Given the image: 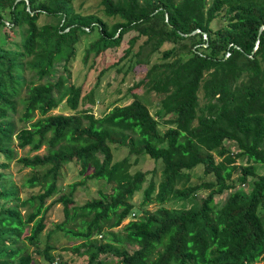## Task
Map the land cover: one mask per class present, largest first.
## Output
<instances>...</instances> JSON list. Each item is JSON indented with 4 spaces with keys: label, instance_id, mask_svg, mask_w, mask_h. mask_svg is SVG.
Returning a JSON list of instances; mask_svg holds the SVG:
<instances>
[{
    "label": "trees",
    "instance_id": "trees-1",
    "mask_svg": "<svg viewBox=\"0 0 264 264\" xmlns=\"http://www.w3.org/2000/svg\"><path fill=\"white\" fill-rule=\"evenodd\" d=\"M72 3L0 0V155L5 159L0 162V264L33 262L21 240L37 248L45 216L57 203L64 206L65 218L51 233L78 240L69 250L87 264L114 259L113 264H264V0H213L210 5L207 0H99L112 23L79 14ZM155 14L164 18L174 46L191 42L188 55L153 63L134 87L162 96L156 117L137 96L98 118L50 114L64 100L72 111L85 101L82 88L69 77L55 78L60 65L66 69L74 59L82 36L96 30L84 55L85 60L98 57L119 47L127 33ZM215 21L223 24L214 29ZM9 43L13 48L6 47ZM27 75L44 82L35 84ZM159 121L167 126L162 133ZM111 145L127 149V156L113 162ZM15 146L30 152L46 148L42 156L16 160L30 170L20 188L7 172ZM133 156L161 163L157 185L150 180L142 190L146 174L131 172L137 164ZM75 160L81 176L92 167L87 178L112 185V193L73 206L80 184L73 183L68 195L47 205L58 192L63 167ZM239 160L249 165H237ZM198 166L212 180L193 186L189 172ZM249 181L248 193L239 190ZM24 188L29 196L21 199ZM140 191L142 206L157 209H143L119 237L111 230L130 216V201ZM201 191L207 195L197 200ZM224 193L220 205L217 199ZM174 201L182 203L180 209L165 207ZM32 207L35 213L28 210ZM69 222L76 224L68 228ZM49 250L46 246L41 253L45 264H60ZM102 256L112 258L101 262Z\"/></svg>",
    "mask_w": 264,
    "mask_h": 264
},
{
    "label": "rangeland",
    "instance_id": "rangeland-1",
    "mask_svg": "<svg viewBox=\"0 0 264 264\" xmlns=\"http://www.w3.org/2000/svg\"><path fill=\"white\" fill-rule=\"evenodd\" d=\"M213 0H207L208 5ZM74 10L82 15H95L112 23L113 21L107 18L103 13V7L100 5L99 0H73ZM223 23L215 21L212 24L214 29L221 26ZM143 31L144 34L140 35L138 31H132L127 33L121 42V45L117 48L105 51L98 57L89 56L85 60L84 52L88 48L89 44L96 40V30L88 35L82 36L80 42L76 46L75 57L68 64L67 68L64 69L63 65L56 70L55 78L62 76V78L70 79V83H73L82 88V97L86 96L89 100L84 97L85 101L81 102L76 111L70 110L65 106V100L56 109L51 111V115L63 114V115H75V114H92L98 118L103 116L113 106H121L130 103L134 96H137L147 107L150 113L156 117V112L159 106V101L162 98L155 92L147 91L144 87L135 88L140 80L144 78L146 72L153 63L160 62L164 58L172 61L176 57L184 58L188 55V51L191 49V42L184 45L183 43H175L173 45L172 38L170 36L169 29L165 26L164 18L161 15H154L148 22L141 25L137 29ZM3 41V37H0ZM147 40L148 44L140 47ZM183 44V45H182ZM6 47L13 48L10 43ZM141 50V54L138 57H134L133 54L138 50ZM130 50V54L124 59L121 58ZM28 80L32 79L35 84L43 83L44 80L39 81L36 77L27 75ZM199 103H203L202 93L199 92ZM37 118V117H36ZM18 127H22L21 123H18ZM167 129L161 121H159L158 130L160 133ZM226 147L231 151H236V148L229 142H225ZM113 153V162H118L127 156V149L117 147V145H111ZM46 153V148L42 147L38 152H30L29 148L19 149L15 146V159L8 163L7 172L11 176V180L14 184L20 188L26 178L30 174L29 169L22 168L16 163L18 158L24 156L32 157L35 154L41 156ZM137 160V164L132 167L131 172L141 171L146 174V181L142 185V190L145 189L150 180H153L157 185L161 180L162 165L160 162H154L146 156L131 157V162ZM5 159L0 155V162H4ZM237 165L247 166L249 163L246 160L237 161ZM79 161L75 160L71 164H65L62 172V180L59 185L58 192L51 198L46 200V204H50L52 201L57 200L62 195H68L70 188L69 185L73 183H80L74 190L73 193V206H82L86 202L93 199H98L100 193L111 194L112 185L107 184L102 180L89 179L87 178L93 171L92 167L84 171V175L81 176ZM190 185H199L205 180H212V177H204L201 166H198L190 172ZM239 184V183H236ZM248 185L243 187L238 186L239 190L244 193L250 191V181ZM36 192V190H34ZM228 193H224L217 199L220 205L224 202ZM207 195L205 191H201L196 195V199L204 198ZM29 196V191L24 189L19 190V197L24 199ZM143 194L142 191L135 193L130 203L133 206L130 216L125 219L120 227L114 228L111 232L116 233L121 237L122 227L131 219H137L143 216L142 210L154 211L157 209L155 204L143 205ZM182 203L170 202L165 205L168 209H180ZM72 204L69 205V208ZM64 206L60 203L54 204L50 207L49 211L45 216V229L39 237V245L37 248L30 245L26 239L21 240V246L25 247L28 253L31 255L33 262L31 264H44L45 259L41 255L42 250L48 246L49 253L55 257L56 261L60 264H87L85 257H78L72 253L69 249L79 243L78 240L71 238L61 232L51 233L55 224L64 221ZM32 213H35L36 207L28 208ZM25 209L22 210V214H25ZM75 222H78L76 220ZM31 223L30 225H32ZM76 223L69 222L67 227H74ZM26 227L25 235H28L31 226ZM107 232V229L104 230ZM125 249V245H121ZM120 247V246H119ZM132 246H126L127 251H131ZM112 257L102 256L99 260L110 262ZM114 261H111L113 263ZM254 264H263L262 261Z\"/></svg>",
    "mask_w": 264,
    "mask_h": 264
},
{
    "label": "water",
    "instance_id": "water-1",
    "mask_svg": "<svg viewBox=\"0 0 264 264\" xmlns=\"http://www.w3.org/2000/svg\"><path fill=\"white\" fill-rule=\"evenodd\" d=\"M17 1H20V0H17ZM29 8V7H28ZM29 10V9H28ZM199 32V30H196V31H193L191 34H188V35H183V36H185V37H187V36H191V35H194V34H196V33H198Z\"/></svg>",
    "mask_w": 264,
    "mask_h": 264
},
{
    "label": "built area",
    "instance_id": "built-area-1",
    "mask_svg": "<svg viewBox=\"0 0 264 264\" xmlns=\"http://www.w3.org/2000/svg\"><path fill=\"white\" fill-rule=\"evenodd\" d=\"M51 264H55V263H51Z\"/></svg>",
    "mask_w": 264,
    "mask_h": 264
},
{
    "label": "clouds",
    "instance_id": "clouds-1",
    "mask_svg": "<svg viewBox=\"0 0 264 264\" xmlns=\"http://www.w3.org/2000/svg\"><path fill=\"white\" fill-rule=\"evenodd\" d=\"M45 264V263H44Z\"/></svg>",
    "mask_w": 264,
    "mask_h": 264
}]
</instances>
